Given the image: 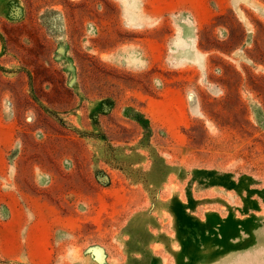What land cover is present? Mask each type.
<instances>
[{"label": "rangeland", "instance_id": "rangeland-1", "mask_svg": "<svg viewBox=\"0 0 264 264\" xmlns=\"http://www.w3.org/2000/svg\"><path fill=\"white\" fill-rule=\"evenodd\" d=\"M0 264H264V0H0Z\"/></svg>", "mask_w": 264, "mask_h": 264}]
</instances>
